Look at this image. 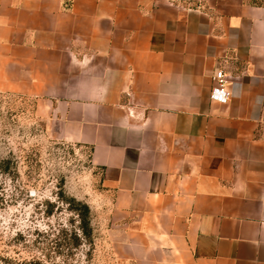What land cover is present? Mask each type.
<instances>
[{
  "label": "crops",
  "instance_id": "0c3cea01",
  "mask_svg": "<svg viewBox=\"0 0 264 264\" xmlns=\"http://www.w3.org/2000/svg\"><path fill=\"white\" fill-rule=\"evenodd\" d=\"M0 91L89 147L116 258L264 264V0H0Z\"/></svg>",
  "mask_w": 264,
  "mask_h": 264
},
{
  "label": "rangeland",
  "instance_id": "374dc122",
  "mask_svg": "<svg viewBox=\"0 0 264 264\" xmlns=\"http://www.w3.org/2000/svg\"><path fill=\"white\" fill-rule=\"evenodd\" d=\"M111 196L89 147L63 140L34 98L0 91V264H130L112 252Z\"/></svg>",
  "mask_w": 264,
  "mask_h": 264
},
{
  "label": "built area",
  "instance_id": "2783aa9c",
  "mask_svg": "<svg viewBox=\"0 0 264 264\" xmlns=\"http://www.w3.org/2000/svg\"><path fill=\"white\" fill-rule=\"evenodd\" d=\"M213 84L210 88L209 97L212 101L223 103L229 97L227 89V77L221 69L214 71L212 75Z\"/></svg>",
  "mask_w": 264,
  "mask_h": 264
},
{
  "label": "trees",
  "instance_id": "16d2710c",
  "mask_svg": "<svg viewBox=\"0 0 264 264\" xmlns=\"http://www.w3.org/2000/svg\"><path fill=\"white\" fill-rule=\"evenodd\" d=\"M84 212H82L81 218H82V222L80 225V229L82 232V236L84 239L90 241V229L88 228V221L86 220V207L83 206Z\"/></svg>",
  "mask_w": 264,
  "mask_h": 264
}]
</instances>
